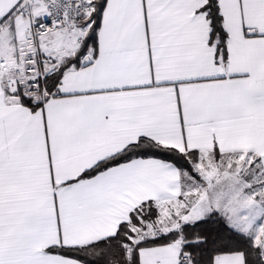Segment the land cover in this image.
I'll return each instance as SVG.
<instances>
[{
    "label": "snow or ice",
    "instance_id": "snow-or-ice-1",
    "mask_svg": "<svg viewBox=\"0 0 264 264\" xmlns=\"http://www.w3.org/2000/svg\"><path fill=\"white\" fill-rule=\"evenodd\" d=\"M0 264H264V0H0Z\"/></svg>",
    "mask_w": 264,
    "mask_h": 264
}]
</instances>
